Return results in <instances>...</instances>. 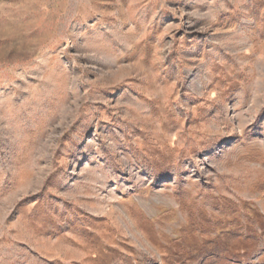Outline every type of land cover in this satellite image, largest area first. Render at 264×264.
Instances as JSON below:
<instances>
[{
    "label": "rangeland",
    "instance_id": "374dc122",
    "mask_svg": "<svg viewBox=\"0 0 264 264\" xmlns=\"http://www.w3.org/2000/svg\"><path fill=\"white\" fill-rule=\"evenodd\" d=\"M0 264H264V0H0Z\"/></svg>",
    "mask_w": 264,
    "mask_h": 264
}]
</instances>
